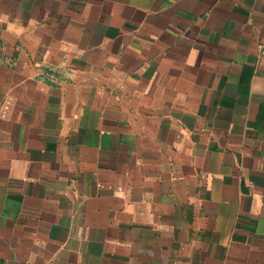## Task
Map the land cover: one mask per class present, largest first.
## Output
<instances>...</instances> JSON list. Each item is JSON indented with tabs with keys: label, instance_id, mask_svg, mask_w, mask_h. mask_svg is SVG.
Segmentation results:
<instances>
[{
	"label": "crops",
	"instance_id": "crops-1",
	"mask_svg": "<svg viewBox=\"0 0 264 264\" xmlns=\"http://www.w3.org/2000/svg\"><path fill=\"white\" fill-rule=\"evenodd\" d=\"M0 264H264V0H0Z\"/></svg>",
	"mask_w": 264,
	"mask_h": 264
}]
</instances>
